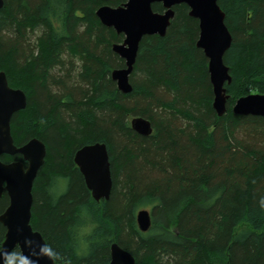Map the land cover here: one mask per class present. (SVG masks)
I'll use <instances>...</instances> for the list:
<instances>
[{"label":"trees","instance_id":"trees-1","mask_svg":"<svg viewBox=\"0 0 264 264\" xmlns=\"http://www.w3.org/2000/svg\"><path fill=\"white\" fill-rule=\"evenodd\" d=\"M124 2L4 0L0 9V71L27 99L11 136L18 147L38 138L47 149L32 188L33 230L61 264H108L112 243L136 264H264V119L231 111L239 98L264 95V0H218L232 36L222 117L184 4L163 37L142 38L132 91L117 90L110 73L124 61L111 45L123 37L95 11ZM130 117L148 120L152 134L135 133ZM93 143L106 145L112 178L98 203L73 162ZM7 205L4 193L0 215ZM141 209L151 216L146 233L136 224ZM4 234L0 224V244ZM21 259L15 249L7 261Z\"/></svg>","mask_w":264,"mask_h":264},{"label":"water","instance_id":"water-1","mask_svg":"<svg viewBox=\"0 0 264 264\" xmlns=\"http://www.w3.org/2000/svg\"><path fill=\"white\" fill-rule=\"evenodd\" d=\"M106 2L107 0H100ZM119 7L101 5L95 11L100 24L122 35L120 43L111 45V52L124 61V68L114 69L110 78L122 94L132 91L130 75L133 72L139 44L143 37L166 34L172 19L173 8L184 4L189 17L198 21L199 34L196 47L208 61L207 70L212 87V108L218 117L227 111L229 96L225 85L231 83L229 68L223 57L232 43V36L225 25V14L218 0H124ZM159 3L162 13L152 10V4ZM4 0H0V9ZM27 99L20 89L8 85L5 72L0 71V198L5 193L8 205L0 215V224L5 228L0 244V264H5L11 252L18 249L28 264L56 263L47 248L42 235L33 230L31 209L32 188L39 170L44 165L47 149L38 138H32L21 146L14 144L10 122L12 116L25 109ZM232 113L239 116H254L264 119V95L250 94L235 101ZM130 128L141 136L152 134L151 123L142 118L130 120ZM2 156H21L22 161L5 163ZM73 162L78 168L84 184L95 202L108 201L112 190V178L107 147L104 143L85 145L74 152ZM26 163V166H24ZM136 224L140 232L146 233L151 227L148 210L136 212ZM67 264V263H62ZM108 264H136L134 257L117 243L110 246Z\"/></svg>","mask_w":264,"mask_h":264},{"label":"clouds","instance_id":"clouds-1","mask_svg":"<svg viewBox=\"0 0 264 264\" xmlns=\"http://www.w3.org/2000/svg\"><path fill=\"white\" fill-rule=\"evenodd\" d=\"M44 251L47 252L48 249L45 248ZM6 264H10V262L6 261ZM19 264H28V261H27V259H21L20 262H19Z\"/></svg>","mask_w":264,"mask_h":264},{"label":"rangeland","instance_id":"rangeland-1","mask_svg":"<svg viewBox=\"0 0 264 264\" xmlns=\"http://www.w3.org/2000/svg\"><path fill=\"white\" fill-rule=\"evenodd\" d=\"M102 5H106V4H102ZM109 6V5H108ZM34 36H36V34H34ZM31 42H34V37L31 39ZM79 66V65H78ZM132 118L130 117L129 118V124H130V120H131Z\"/></svg>","mask_w":264,"mask_h":264}]
</instances>
